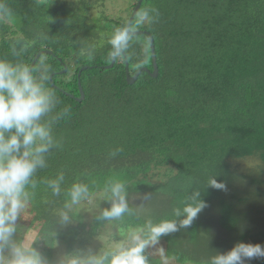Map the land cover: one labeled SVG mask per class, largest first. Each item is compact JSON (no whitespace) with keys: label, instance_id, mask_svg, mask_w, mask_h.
Masks as SVG:
<instances>
[{"label":"trees","instance_id":"obj_1","mask_svg":"<svg viewBox=\"0 0 264 264\" xmlns=\"http://www.w3.org/2000/svg\"><path fill=\"white\" fill-rule=\"evenodd\" d=\"M138 2H129L125 17L90 18L86 0L82 7L77 0H0V59L31 66L51 52L33 68L49 69L57 111L70 108L53 128L58 146L33 177L29 209L17 224H35L40 237L62 240L73 256L107 223L145 234L149 224L164 226L176 209L194 206L189 197L199 192L204 207L191 224L157 240L168 260L208 264L238 242L264 246V0H144L138 13L159 15L135 27L146 33L133 37L126 58L130 76L152 73L150 34L158 77L142 72L130 85L125 59L106 69L108 39ZM243 160L257 169L240 173L234 163ZM159 170L154 182L149 174ZM61 172V194L53 196L46 182ZM210 177L224 187L207 184ZM109 181L125 185L129 213L112 221L99 214L88 225L72 208L69 222H59L72 184H87L91 197L111 203ZM143 254L147 264H162L146 247ZM244 264H264V257Z\"/></svg>","mask_w":264,"mask_h":264},{"label":"clouds","instance_id":"obj_2","mask_svg":"<svg viewBox=\"0 0 264 264\" xmlns=\"http://www.w3.org/2000/svg\"><path fill=\"white\" fill-rule=\"evenodd\" d=\"M158 15L156 9H144L137 14L135 26L116 28L108 39L111 47L109 57L113 61L125 59L132 45L135 27L154 23ZM24 50L27 51L26 48ZM13 53L18 55L15 47ZM88 54H92L91 49ZM49 79V69L43 64L33 68L19 61L12 63L0 59V264H47L32 246L37 238L29 239L26 234L23 240H17L14 234L18 218L31 201L33 193L30 189L36 188L37 182L33 177L38 169L47 167L46 155L58 146L53 128L70 112L66 106L57 111L60 101L47 86ZM63 181L62 172L56 178L47 180L53 196L61 194ZM206 183L216 188L224 187L213 177ZM105 191L109 193L111 203L109 208L102 210L100 219L116 220L131 211L123 183L109 181ZM67 196L69 199L56 211L60 223L69 222L73 206L81 201L91 202L89 187L84 183L72 184ZM198 197L199 192L190 196L189 200L196 201V204L176 209V219L164 226L149 224L146 234L143 230L132 231L113 249L66 257L61 264H147L143 254L145 247L157 242L162 234L189 226L204 207ZM258 257H264V246L238 242L225 253H215L208 264H244L245 260Z\"/></svg>","mask_w":264,"mask_h":264},{"label":"rangeland","instance_id":"obj_3","mask_svg":"<svg viewBox=\"0 0 264 264\" xmlns=\"http://www.w3.org/2000/svg\"><path fill=\"white\" fill-rule=\"evenodd\" d=\"M131 0H129L130 2ZM88 3H92L90 10H85L87 16L90 18L98 17L100 14H105L107 17L119 18L126 16V8H128L129 2L127 0H86ZM78 7H82L81 0H77ZM63 72V71H62ZM61 72V73H62ZM234 167L242 174H249L253 169H257V164L254 160H243L234 163ZM162 170L153 171L149 174L154 182L159 181L161 177L160 173ZM102 195H97L96 197H91V202L81 201L79 205L73 206V211L82 215L83 220L86 224H91L95 217L100 214V212L110 207V203L102 200ZM107 199V201H109ZM140 200V199H138ZM23 213L26 215L27 210ZM17 232L14 234V239L23 240L27 234L29 239L37 238L32 246L40 253L42 258L47 262V264H61L62 260L66 257L74 256H84L89 253H99L103 252L106 248H115L121 242L126 240L128 234L132 231H137L135 229L125 230L124 228H119L114 223H107L105 227L100 229L99 234L94 238L90 239L89 244L84 248L78 250L77 254L69 256L66 252L65 245L62 240H56L55 243L52 242L51 238H43L38 235L37 228L33 226H26L22 224H17ZM264 227V225L262 226ZM140 231V230H139ZM89 240L88 237H86ZM40 240V241H39ZM39 241V242H38ZM38 242V243H37ZM149 254L162 261V264H176L172 260H168L165 256L166 245L163 242H155L146 246Z\"/></svg>","mask_w":264,"mask_h":264},{"label":"water","instance_id":"obj_4","mask_svg":"<svg viewBox=\"0 0 264 264\" xmlns=\"http://www.w3.org/2000/svg\"><path fill=\"white\" fill-rule=\"evenodd\" d=\"M143 1L144 0H139V2L137 3V6H136V8H135V10H134V12L132 14V16L130 17V19H129L128 23H127V25H132V22L135 19V17L137 15V13H138V11H139V9H140ZM145 33L146 32H143V31H140L139 32L138 31V32H135V35L134 36H138V35L145 34ZM148 36L151 39V48H152V58H153L154 70H153L152 73H150V71L147 68H142L134 76H130V74H129V63H128L127 58H125L126 72H127V82L130 85H134L136 83L135 81L138 80V78H139V76L141 75L142 72L150 73L153 78H157L158 77V66H157V59H156V56H155L154 40H153L152 36H150V34H148ZM42 53L43 54H52L49 51H43V52L39 53L37 55V57L35 58V60L33 61L31 67H34L35 66V64L37 63V60L40 58V56H41ZM114 65H115V61L112 60L111 64L108 67H106V69H112L114 67ZM85 69H86V67L82 68L81 71H83ZM66 71H67V69L65 68L62 73H65ZM50 79H52V77ZM79 86H80V82H79ZM80 92H81V95L82 96H81L80 99H78V101H82L83 98H84V92H83V90L81 88H80Z\"/></svg>","mask_w":264,"mask_h":264}]
</instances>
